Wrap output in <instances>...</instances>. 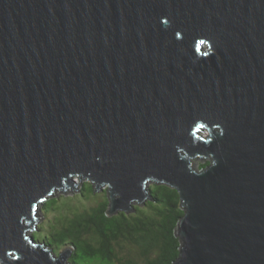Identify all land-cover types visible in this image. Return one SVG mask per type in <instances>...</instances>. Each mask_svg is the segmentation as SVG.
Masks as SVG:
<instances>
[{"label":"water","instance_id":"95a60500","mask_svg":"<svg viewBox=\"0 0 264 264\" xmlns=\"http://www.w3.org/2000/svg\"><path fill=\"white\" fill-rule=\"evenodd\" d=\"M73 176L174 188L171 264H264V0H0V264H70L32 231Z\"/></svg>","mask_w":264,"mask_h":264},{"label":"trees","instance_id":"16d2710c","mask_svg":"<svg viewBox=\"0 0 264 264\" xmlns=\"http://www.w3.org/2000/svg\"><path fill=\"white\" fill-rule=\"evenodd\" d=\"M205 166L207 162L199 164L200 169ZM86 185L94 190L91 182H83L81 192ZM149 190L150 199L133 204L129 212L118 210L110 216L106 195L103 202L66 219L41 242L55 253L65 246L71 248L70 264H171L179 256L180 240L175 236V226L184 211L174 188L153 182ZM32 235L35 239L34 232ZM121 240L134 246L136 255L120 254Z\"/></svg>","mask_w":264,"mask_h":264},{"label":"rangeland","instance_id":"374dc122","mask_svg":"<svg viewBox=\"0 0 264 264\" xmlns=\"http://www.w3.org/2000/svg\"><path fill=\"white\" fill-rule=\"evenodd\" d=\"M205 162H207V164L210 163V159L196 158L192 160V165L198 170L200 169L199 164ZM72 180L76 181V184L79 182L75 189L56 191L49 197V199H51L46 206H44L43 203L39 205V210L36 214V230L33 231L36 240H43V237L46 234L49 235L50 231L59 228L66 219H69L75 214H81L89 210L92 206L98 205L100 202H103L106 199V195H108V188L105 184L101 185L97 190L94 187V190L96 191L93 189L91 190L89 185H86L83 192H81L80 187L82 183H90V179H78L76 176H73ZM152 183L153 182H150L149 185ZM65 249H67L66 246L62 247L60 251ZM118 250L122 255H136V249L126 240L120 241Z\"/></svg>","mask_w":264,"mask_h":264}]
</instances>
